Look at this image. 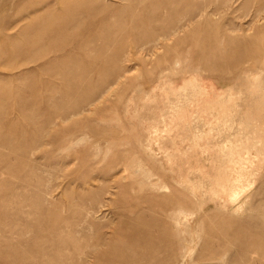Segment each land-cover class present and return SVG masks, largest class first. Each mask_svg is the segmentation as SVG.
Listing matches in <instances>:
<instances>
[{
    "label": "rangeland",
    "instance_id": "rangeland-1",
    "mask_svg": "<svg viewBox=\"0 0 264 264\" xmlns=\"http://www.w3.org/2000/svg\"><path fill=\"white\" fill-rule=\"evenodd\" d=\"M263 11L0 0V264H264Z\"/></svg>",
    "mask_w": 264,
    "mask_h": 264
},
{
    "label": "bare ground",
    "instance_id": "bare-ground-1",
    "mask_svg": "<svg viewBox=\"0 0 264 264\" xmlns=\"http://www.w3.org/2000/svg\"><path fill=\"white\" fill-rule=\"evenodd\" d=\"M228 1H231V0H228ZM255 1H257V0H255ZM258 1L260 2V0H258ZM251 68H253V67H251ZM252 70H254V69H252ZM245 76L251 77V81L258 80L260 78L259 74L254 72V71L248 72L247 74H245ZM206 85H207L206 83L203 84V86H206ZM212 88H213V92L218 91L217 96L218 95H225L227 93L228 89H230V88H228L227 90H225L224 88H219L217 86H213V85L209 84L208 89L204 90L203 93L210 95ZM215 88H216V90H215ZM219 152L221 153L222 151L220 150ZM247 153H249V151H247ZM229 170L226 171L225 173H229V172L232 173V170L231 169H229ZM201 176H203V175H201ZM204 176H205V177H203L204 179L202 181H200L199 183L193 182V186L195 188H196V186L200 187L201 192L203 194L205 192L208 195L207 190L204 191V188H208V190L213 192L215 194L216 198L212 197V196H207V198L209 200H215V201L222 200L225 204L226 203H236L241 198V196L245 193L246 188L244 186H242V183L245 184L244 181H246V180L243 179L242 177H235L233 174H224L222 176L210 177L208 175V173L207 174L205 173ZM237 185L239 188L237 187ZM206 194H205V196H206ZM242 208H243V205L238 206V211H240V209H242ZM234 211H236V210H234ZM190 253H192V252H190ZM212 264H218V261L217 262L214 261V263H212Z\"/></svg>",
    "mask_w": 264,
    "mask_h": 264
}]
</instances>
